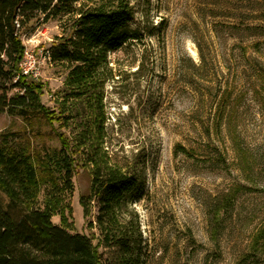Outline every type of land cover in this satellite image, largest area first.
Listing matches in <instances>:
<instances>
[{
  "label": "rangeland",
  "instance_id": "rangeland-1",
  "mask_svg": "<svg viewBox=\"0 0 264 264\" xmlns=\"http://www.w3.org/2000/svg\"><path fill=\"white\" fill-rule=\"evenodd\" d=\"M130 1L143 38L109 55L114 79L90 100L64 103L72 123L35 135L21 117L0 112V131H20L35 155V147L60 146L57 130L87 128V144L143 178L123 210L141 233L143 264H241L264 227V0ZM20 28L35 51L42 100L59 111L71 91L69 67L50 57L61 18L37 16ZM72 180L60 197L67 228L91 235L80 204L89 169L78 167ZM49 192L41 184L40 208ZM228 196L234 204L217 220L215 208ZM53 221L62 225L60 214Z\"/></svg>",
  "mask_w": 264,
  "mask_h": 264
},
{
  "label": "trees",
  "instance_id": "trees-1",
  "mask_svg": "<svg viewBox=\"0 0 264 264\" xmlns=\"http://www.w3.org/2000/svg\"><path fill=\"white\" fill-rule=\"evenodd\" d=\"M134 15L130 0H0V112L21 117L35 128V135L44 125H70L73 111L64 103L69 98L90 100V92L95 95L114 79L109 55L142 40L144 27L133 25ZM37 16L61 18L62 35L56 37L50 57L69 67L66 85L71 91L62 96L59 111L43 102L44 82L23 74L19 66L25 50L20 27ZM144 55L142 50L135 73ZM8 84L16 89L12 95ZM87 132L68 135L57 130L60 146L35 147L33 155L20 131H0V264H143L141 233L123 210L141 193L145 180L87 144ZM81 166L91 174L89 192L80 196L91 235L70 231L61 208L60 197L72 191ZM45 183L51 192L40 208L38 194ZM233 204L231 197L223 198L215 208L217 220ZM57 213L62 225L53 221ZM252 249L241 264H264L255 252L264 254V227L255 234Z\"/></svg>",
  "mask_w": 264,
  "mask_h": 264
},
{
  "label": "built area",
  "instance_id": "built-area-1",
  "mask_svg": "<svg viewBox=\"0 0 264 264\" xmlns=\"http://www.w3.org/2000/svg\"><path fill=\"white\" fill-rule=\"evenodd\" d=\"M25 50L23 53V57L19 63L21 71L23 74L28 75L33 78H39L40 76V69L37 64V58L35 56V51L32 48H29L27 43L22 39Z\"/></svg>",
  "mask_w": 264,
  "mask_h": 264
}]
</instances>
